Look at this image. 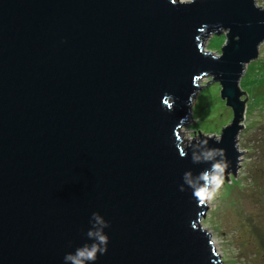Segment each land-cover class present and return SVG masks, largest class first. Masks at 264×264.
I'll use <instances>...</instances> for the list:
<instances>
[{
    "label": "water",
    "instance_id": "water-1",
    "mask_svg": "<svg viewBox=\"0 0 264 264\" xmlns=\"http://www.w3.org/2000/svg\"><path fill=\"white\" fill-rule=\"evenodd\" d=\"M263 41L255 0H0V264H65L94 212L109 242L89 264H220L193 191L225 155L235 176ZM207 76L233 119L184 148Z\"/></svg>",
    "mask_w": 264,
    "mask_h": 264
},
{
    "label": "rangeland",
    "instance_id": "rangeland-1",
    "mask_svg": "<svg viewBox=\"0 0 264 264\" xmlns=\"http://www.w3.org/2000/svg\"><path fill=\"white\" fill-rule=\"evenodd\" d=\"M174 1V0H173ZM191 0H178L188 3ZM264 9V0H255ZM210 34L203 42L206 51L220 54L226 31ZM257 59L245 67L239 80L244 101L241 129L237 133L239 167L227 179L216 197L206 202L200 226L214 242L220 264H264V41ZM212 77H202L190 116L180 128V145L189 144L198 131L206 138L218 139L232 119V110L220 98V88ZM185 148V147H184ZM243 152V153H242ZM211 189V185H209Z\"/></svg>",
    "mask_w": 264,
    "mask_h": 264
},
{
    "label": "clouds",
    "instance_id": "clouds-1",
    "mask_svg": "<svg viewBox=\"0 0 264 264\" xmlns=\"http://www.w3.org/2000/svg\"><path fill=\"white\" fill-rule=\"evenodd\" d=\"M203 142L207 143L208 139H203ZM215 152L225 153L223 149H213L207 154L206 159H210ZM228 166L229 162L225 155L222 163L213 164L211 174L206 171L201 175V179L205 181V184L194 188L193 196L205 202L213 200L224 183V173ZM209 185H211V189ZM91 221L92 228L88 230L87 237L93 242L77 247L74 252L66 253L64 257L65 264H89V262L96 261L98 254L103 255L107 252L109 237L105 234L104 229L109 227L108 222L96 212L92 213Z\"/></svg>",
    "mask_w": 264,
    "mask_h": 264
},
{
    "label": "bare ground",
    "instance_id": "bare-ground-1",
    "mask_svg": "<svg viewBox=\"0 0 264 264\" xmlns=\"http://www.w3.org/2000/svg\"><path fill=\"white\" fill-rule=\"evenodd\" d=\"M236 146H237V144H236ZM184 147H186V145H184ZM190 147V143L189 144H187V148H189ZM236 151H237V148H236ZM238 152V151H237ZM213 243V247H214V242H212Z\"/></svg>",
    "mask_w": 264,
    "mask_h": 264
}]
</instances>
